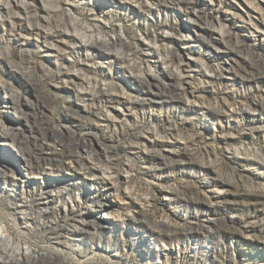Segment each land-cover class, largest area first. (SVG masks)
<instances>
[{"label": "rangeland", "instance_id": "1", "mask_svg": "<svg viewBox=\"0 0 264 264\" xmlns=\"http://www.w3.org/2000/svg\"><path fill=\"white\" fill-rule=\"evenodd\" d=\"M11 127L0 234L41 258L264 264V0H0ZM47 192L56 214L21 225ZM74 219L85 233H52Z\"/></svg>", "mask_w": 264, "mask_h": 264}, {"label": "bare ground", "instance_id": "2", "mask_svg": "<svg viewBox=\"0 0 264 264\" xmlns=\"http://www.w3.org/2000/svg\"><path fill=\"white\" fill-rule=\"evenodd\" d=\"M76 28L77 27H74L72 33L68 35L71 36L72 38L79 40L81 43L82 42L86 43L83 46H88L91 48L96 47L99 44L106 46L109 42V41H106V39H103L102 37L97 36V34H94L93 32L95 30L91 29V27L90 28L87 26L83 27L84 28V29L82 28L83 32L82 31L80 32ZM119 38L122 39V36H120ZM117 55L119 54L117 53ZM138 76L140 77V75ZM139 77L137 78V81L141 82L145 80V79L143 80L141 79L142 76L140 78ZM20 120H23V116H20ZM17 129L18 128H12V127L11 129L3 128L0 130L1 137L4 139L10 138L16 133ZM68 186L70 187H67V188L64 187L63 190L57 192L56 197H58V199H60L63 196V193L67 195H71L72 189L75 187V184L74 183L69 184ZM41 199L44 200V203H41L40 199H37V200L32 201L31 203H27L25 205H19L16 207L15 215L21 225H24L26 227L30 224H37L43 219L48 218L49 215L55 213V210H56L55 207L49 206V204H51V202L55 200V197H53L51 193L47 192L41 195ZM41 204H45V206H41ZM79 225L87 226L89 224L85 222V220L74 219L71 224L55 229L52 231V233L56 235L57 237L62 236L63 233H66L68 235L85 233L86 232L85 229L80 228ZM42 255H44L43 252H39L38 250L34 249L30 245L21 244L18 240L13 239V237L9 234V232L6 229L4 231V234H0V263L1 264H7V263L8 264H59V263L54 262L52 258H49V257L41 258Z\"/></svg>", "mask_w": 264, "mask_h": 264}]
</instances>
